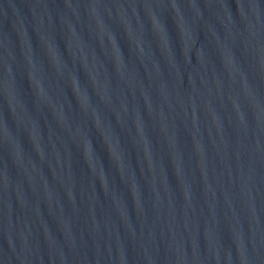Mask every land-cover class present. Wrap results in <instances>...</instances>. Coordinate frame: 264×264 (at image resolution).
<instances>
[{
	"label": "water",
	"instance_id": "water-1",
	"mask_svg": "<svg viewBox=\"0 0 264 264\" xmlns=\"http://www.w3.org/2000/svg\"><path fill=\"white\" fill-rule=\"evenodd\" d=\"M0 264H264V0H0Z\"/></svg>",
	"mask_w": 264,
	"mask_h": 264
}]
</instances>
